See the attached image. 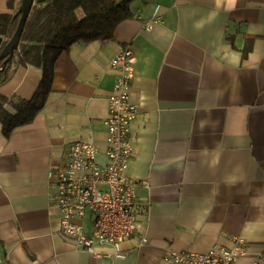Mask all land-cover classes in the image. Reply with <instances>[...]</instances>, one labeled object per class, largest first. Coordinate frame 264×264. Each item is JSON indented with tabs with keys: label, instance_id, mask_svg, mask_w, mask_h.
<instances>
[{
	"label": "crops",
	"instance_id": "crops-1",
	"mask_svg": "<svg viewBox=\"0 0 264 264\" xmlns=\"http://www.w3.org/2000/svg\"><path fill=\"white\" fill-rule=\"evenodd\" d=\"M157 5L162 22L148 31ZM131 12L113 40L61 54L31 124L7 137L0 123V264H169L170 252L233 248L236 239L246 254L235 264H264V0H133ZM127 48L139 106L128 177L141 229L113 260L111 247L97 246L96 258L63 233L50 176L79 141L106 164L119 74L111 62ZM41 82L40 70L19 67L0 93L29 101Z\"/></svg>",
	"mask_w": 264,
	"mask_h": 264
},
{
	"label": "built area",
	"instance_id": "built-area-1",
	"mask_svg": "<svg viewBox=\"0 0 264 264\" xmlns=\"http://www.w3.org/2000/svg\"><path fill=\"white\" fill-rule=\"evenodd\" d=\"M159 22H162L161 6L157 5L145 29L151 31ZM111 63L119 74L105 121L106 164L98 161L100 152L94 143L79 141L70 146L64 169L50 177L55 183L53 202L61 213L63 233L74 239L80 250L96 258L103 256L97 246L111 247L113 253L106 256L115 260L120 253L119 244L141 229L135 220L138 188L128 177L134 157L131 126L139 106L132 100L131 92L136 64L134 53L129 48L124 49ZM88 215L93 217L90 231L86 227ZM235 242L233 248L214 246L206 253L170 252L165 261L169 264H235L246 254L245 242L241 239Z\"/></svg>",
	"mask_w": 264,
	"mask_h": 264
},
{
	"label": "trees",
	"instance_id": "trees-1",
	"mask_svg": "<svg viewBox=\"0 0 264 264\" xmlns=\"http://www.w3.org/2000/svg\"><path fill=\"white\" fill-rule=\"evenodd\" d=\"M133 0H49L36 5L26 23L19 49L12 62L0 71V88L19 67L42 72V82L34 97L27 101L6 98L0 93V123L8 137L29 125L44 108L51 92L55 65L61 54L74 44H91L114 39L117 28L132 17ZM20 0H9L10 13L0 16V53L13 38L19 21ZM3 62L0 64V69Z\"/></svg>",
	"mask_w": 264,
	"mask_h": 264
},
{
	"label": "water",
	"instance_id": "water-1",
	"mask_svg": "<svg viewBox=\"0 0 264 264\" xmlns=\"http://www.w3.org/2000/svg\"><path fill=\"white\" fill-rule=\"evenodd\" d=\"M47 1L49 0H22L17 14V16H21L17 30L9 44L0 53V64L1 62H3L0 71H3L6 68L7 64L12 62V60L14 59L15 53L19 49L26 23L33 8L36 5L44 4ZM2 44L3 38L0 37V48L2 47Z\"/></svg>",
	"mask_w": 264,
	"mask_h": 264
}]
</instances>
